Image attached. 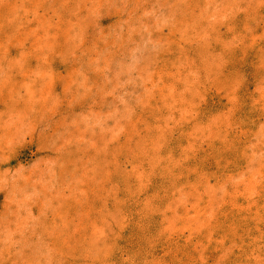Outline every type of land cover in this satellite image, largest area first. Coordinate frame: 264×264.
I'll use <instances>...</instances> for the list:
<instances>
[{"label": "rangeland", "instance_id": "1", "mask_svg": "<svg viewBox=\"0 0 264 264\" xmlns=\"http://www.w3.org/2000/svg\"><path fill=\"white\" fill-rule=\"evenodd\" d=\"M0 264H264V0H0Z\"/></svg>", "mask_w": 264, "mask_h": 264}]
</instances>
